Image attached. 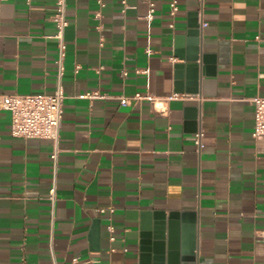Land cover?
<instances>
[{
	"label": "crops",
	"instance_id": "0c3cea01",
	"mask_svg": "<svg viewBox=\"0 0 264 264\" xmlns=\"http://www.w3.org/2000/svg\"><path fill=\"white\" fill-rule=\"evenodd\" d=\"M102 1L67 0L55 169L52 140L11 136L1 106L5 94L55 91V0H0V264H139L145 211L177 216L180 258L193 224L200 264H264V136H253L251 102L264 96V0H205L203 14L180 0L174 28L169 0H153L151 22L139 18L144 0L125 11ZM195 20L214 73L175 95ZM93 90L104 97H78ZM138 92L153 100L120 104Z\"/></svg>",
	"mask_w": 264,
	"mask_h": 264
},
{
	"label": "built area",
	"instance_id": "2783aa9c",
	"mask_svg": "<svg viewBox=\"0 0 264 264\" xmlns=\"http://www.w3.org/2000/svg\"><path fill=\"white\" fill-rule=\"evenodd\" d=\"M30 1V0H27ZM103 5L102 0H98ZM123 11L129 7V0H121ZM147 5V11L140 15L139 18L151 22L154 19L156 4L153 0H144ZM199 11L203 14L205 0H198ZM180 0H169V14L172 19L170 27L174 28L175 19L180 9ZM100 12L96 13V17H100ZM52 21L55 24L56 32L52 35L57 41L58 55L55 60L57 65V86L53 93H29V94H5L1 96L2 108L11 113L10 134L15 138L24 139H48L54 143V150L51 154L55 169L57 168L59 155V140L61 135V126L63 121V102L65 99L63 88V76L65 73V61L67 55L66 29L69 25L67 19V0H55V10L52 15ZM202 25H206L202 22ZM103 42V40H102ZM102 44V43H101ZM150 50H148L149 52ZM128 72L124 71L123 75ZM175 95H178L176 93ZM184 98L196 99L194 94L182 95ZM81 99H95L104 97L99 90H93L78 96ZM140 100H153L150 93H136L133 96H120L119 101L122 105H131L133 102ZM254 106L255 128L253 136L261 138L264 136V96H254L251 99ZM203 132L199 131L195 134V143L199 148L203 147ZM50 199L53 203L56 200V184L51 189ZM107 208L99 207L98 212H105ZM110 211H115L114 207H110ZM264 236V231L262 232ZM77 258L73 263L76 264Z\"/></svg>",
	"mask_w": 264,
	"mask_h": 264
},
{
	"label": "water",
	"instance_id": "95a60500",
	"mask_svg": "<svg viewBox=\"0 0 264 264\" xmlns=\"http://www.w3.org/2000/svg\"><path fill=\"white\" fill-rule=\"evenodd\" d=\"M190 45L186 51L179 50L178 56L183 60L176 65L177 93H199L201 75L214 73L213 54L203 52L198 23L190 24ZM176 215L166 216L162 212L145 211L141 217V239L139 243V264H200L196 254L195 226L187 229L191 241L183 247L182 257L176 254L179 250L176 237ZM190 225V224H189Z\"/></svg>",
	"mask_w": 264,
	"mask_h": 264
}]
</instances>
